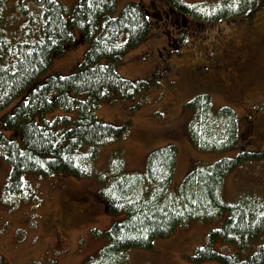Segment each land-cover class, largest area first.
Wrapping results in <instances>:
<instances>
[{
	"label": "trees",
	"instance_id": "trees-1",
	"mask_svg": "<svg viewBox=\"0 0 264 264\" xmlns=\"http://www.w3.org/2000/svg\"><path fill=\"white\" fill-rule=\"evenodd\" d=\"M164 1L197 21L229 20L236 14L226 9L207 14L181 0ZM39 2L37 18L22 12L29 27L38 28L36 36L30 31L29 39L17 44L0 39V155L12 168L5 191L19 201L31 197L26 174L88 178L87 168L99 149L122 139L128 129V123L98 118L101 104L131 98L150 86L148 80L131 81L118 70L126 52L151 35L145 6L130 2L118 12L117 0H81L71 9L57 0ZM80 40L90 47L74 72L46 75L53 61ZM211 98L202 89L185 104L190 118L186 134L199 151L234 150L241 137L237 114L229 107L214 108ZM178 154V146L168 143L149 153L141 171H129L113 158L110 178L98 180L97 198L116 218L104 234L108 245L101 259L118 264L126 251L151 249L157 239L192 221L225 216L222 228L210 230L206 244L196 249L194 264H264V244L244 256L251 240L264 236V201L229 205L221 198L225 177L264 153L242 149L210 166L195 165L174 187ZM218 241L236 252L214 249ZM0 264H6L1 256Z\"/></svg>",
	"mask_w": 264,
	"mask_h": 264
},
{
	"label": "rangeland",
	"instance_id": "rangeland-1",
	"mask_svg": "<svg viewBox=\"0 0 264 264\" xmlns=\"http://www.w3.org/2000/svg\"><path fill=\"white\" fill-rule=\"evenodd\" d=\"M57 1L71 9L81 0ZM181 1L207 14L223 9L236 14L229 20L203 22L185 17L164 0H117L118 12L130 2L149 11L150 37L126 52L118 70L126 79L148 80L150 86L131 98L101 104L98 118L128 123V129L122 139L99 149L87 168L88 178L26 174L31 197L19 201L5 191L12 168L0 155V256L6 264H107L101 259L108 245L104 234L116 218L97 194L102 187L98 180L110 178L113 158L122 160L129 171H141L151 151L174 143L179 154L173 186L178 187L195 165L210 166L236 157L242 149L264 153V0ZM38 2L4 0L0 39L17 44L29 39L30 31L36 36L38 28L29 27L22 12L28 10L37 18ZM253 11L250 19L245 17ZM89 47L80 40L54 58L45 74L71 75ZM202 89L210 93L214 108L236 112L238 148L205 152L193 146L186 134L190 118L185 104ZM221 198L229 205L252 198L264 201V156L227 175ZM224 219L192 221L172 236L157 239L151 249L126 251L118 264H194L196 249L206 244L210 230L222 228ZM263 244L264 236L251 240L244 256ZM213 247L226 254L236 252L220 241Z\"/></svg>",
	"mask_w": 264,
	"mask_h": 264
}]
</instances>
